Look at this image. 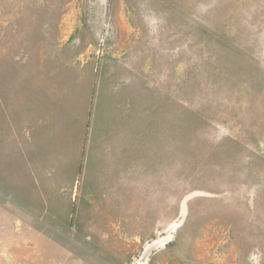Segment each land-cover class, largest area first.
Wrapping results in <instances>:
<instances>
[{"label":"crops","instance_id":"1","mask_svg":"<svg viewBox=\"0 0 264 264\" xmlns=\"http://www.w3.org/2000/svg\"><path fill=\"white\" fill-rule=\"evenodd\" d=\"M158 1L22 6L21 19L31 10L25 46L14 22L0 25V186L29 226L69 227L113 257L158 238L166 167L175 176L174 93L165 103L148 53Z\"/></svg>","mask_w":264,"mask_h":264},{"label":"rangeland","instance_id":"2","mask_svg":"<svg viewBox=\"0 0 264 264\" xmlns=\"http://www.w3.org/2000/svg\"><path fill=\"white\" fill-rule=\"evenodd\" d=\"M16 1L14 20L12 0H0V25L14 22L25 46L31 10L21 19V7L46 8ZM60 1L47 9L79 5ZM149 10L150 69L165 103L174 93L179 122L163 231L113 257L69 227L29 226L0 186V264H264V0H159Z\"/></svg>","mask_w":264,"mask_h":264}]
</instances>
